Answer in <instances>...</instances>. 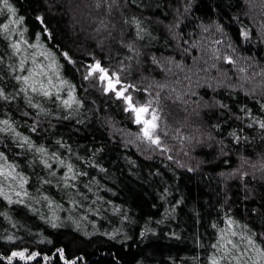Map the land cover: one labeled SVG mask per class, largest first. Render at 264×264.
Returning a JSON list of instances; mask_svg holds the SVG:
<instances>
[{"label": "trees", "instance_id": "1", "mask_svg": "<svg viewBox=\"0 0 264 264\" xmlns=\"http://www.w3.org/2000/svg\"><path fill=\"white\" fill-rule=\"evenodd\" d=\"M248 1L252 0H10L18 14L26 18V38L42 32L37 17L45 16L56 37L49 46H57L54 51L58 56L59 49L69 51L77 61L73 65L61 57L60 71L63 79L75 85V95L84 104L74 105L70 117L57 118L35 115L37 110L28 107L23 97L12 102L0 100V120H15L19 132L67 156L57 143L62 138L72 146L71 159L77 172L87 175L77 181L78 192L83 194L78 195L63 187L59 175L53 178L38 161L30 163L33 153L19 147V138L0 132V151L29 177L25 185L29 196L22 198L37 209L15 203V195L13 203L0 197V253L8 255L13 248H28L51 255L56 247L63 246L69 256L82 254L83 264H212L213 254L220 255L214 245L222 239L221 230L229 238L233 228L228 217L238 222L234 225L236 232L248 233L251 229L256 233L254 238L264 243V236H260L264 233V129L242 111L246 106L256 118H264V87L236 86L242 68L251 82L259 80L256 74L264 71V44L260 26L255 24L257 20L264 22V0H257L262 14L257 20L249 12ZM133 17L145 30L142 38L135 35ZM4 19L0 16V22ZM245 29L251 32L247 39L242 35ZM209 38L213 39L215 56L208 57ZM129 43L136 51L127 47ZM228 50L241 66L231 63L227 69L218 70L221 74L214 68L210 73L213 82L225 73L235 86L208 81L190 89L187 79L182 80L189 77L190 70L199 76L207 66H219ZM0 55L16 62L2 39ZM153 56L161 63L168 58L179 63L180 59L183 66L175 64L174 73H168L170 66L158 67ZM95 59L110 69H119L122 79L138 86V91L132 92L137 102L156 98L164 112L172 108L170 116L168 111L163 115L169 125L161 130L167 139L177 142L170 151L143 154L138 143L131 141L133 131L139 128L124 110L123 102L102 91L96 78H83L85 62ZM0 73L7 76L0 79V84L10 92L18 90L19 83L2 63ZM162 84L175 90L188 87L191 94L184 96L187 103L156 95L152 87ZM145 88L148 92L143 91ZM68 94L65 84L61 95L67 98ZM194 104L200 108L193 111ZM45 106L50 112H59L60 117L68 115V109L52 103ZM34 125L38 127L35 133L30 130ZM233 132L241 137L239 142L230 135ZM40 178L54 179L61 187L57 188L55 182L40 183ZM0 181H6V177H0ZM44 194L63 204L57 209L60 227L54 228L41 218L50 217L56 207H49L42 198ZM69 197L79 200L83 207L72 209ZM117 206L120 211L114 212ZM69 214L80 222L79 229L68 219ZM145 228L154 231L144 232ZM113 231L115 239L104 234ZM9 235L17 239L8 241ZM230 239L240 242L239 236ZM0 264L8 261L0 256ZM13 264L45 262L37 257ZM48 264L63 261L54 258Z\"/></svg>", "mask_w": 264, "mask_h": 264}, {"label": "snow or ice", "instance_id": "2", "mask_svg": "<svg viewBox=\"0 0 264 264\" xmlns=\"http://www.w3.org/2000/svg\"><path fill=\"white\" fill-rule=\"evenodd\" d=\"M101 5L98 3L97 7ZM111 9L112 5H108ZM0 16H4L3 22H0V39L5 42L6 48H10L14 53L16 59L15 63L9 62L5 56L0 55V63L4 64L8 69V74L11 75L12 79L19 83L18 90L10 92L6 86L0 84V100L5 102L16 101L18 98L23 97L27 106L36 109L35 115H53L57 118H68L72 115L74 111V105L76 107H81L84 104L82 99H79L75 95V85L66 81L61 76L60 58L63 57L65 62L75 65L76 60L72 58L69 51L59 49V56L57 55L56 45L49 46L50 41L55 40V32L52 28L48 26V22L44 15H39L37 17L41 27L42 32L33 33L31 39L26 38L27 27L24 25L25 16L19 15L17 7L15 4L10 2V0H0ZM136 25L137 37H141V33L145 31L141 28L140 20L135 17L132 18ZM242 35L247 39L251 36L249 29H245ZM142 38V37H141ZM32 40L35 42L33 43ZM123 43V41H121ZM128 48L136 51L133 43L127 45ZM230 47V45H229ZM28 49H34L35 51L29 53ZM219 53V49H217ZM41 57L42 59H38ZM223 59L230 63H235V60L231 55L225 54ZM153 62L160 68H164L165 65L161 63L155 56L152 57ZM166 62L176 63L174 58H168ZM183 61L181 60L177 67H182ZM123 67V66H122ZM168 70V69H166ZM54 78H56L54 80ZM84 80H90L92 78L98 79L100 85L102 86V91L106 93H111L115 97L119 98L124 104V110L129 112L130 118L134 123L140 125V131L137 136L140 140H147L150 144H155L159 147H164L162 142V136L160 134L161 128V118L163 115V108L160 106L158 99L153 98L146 100L144 102H137L133 95V91H138V86L135 83L122 79V74L119 69H110L102 63L101 60L95 59L85 62V72L83 76ZM0 79H7V76L0 73ZM185 79H188L185 77ZM67 84L69 89V94L67 98L61 95L62 86ZM211 87V84L208 85ZM161 88H166L168 85L162 84ZM144 92H148V89H143ZM180 94H177L179 97ZM39 102H38V99ZM58 102V103H57ZM47 103H52L58 108L68 109L67 117H60L59 112H50L49 108L45 105ZM223 108H228L227 104L223 101H217ZM244 116L252 118L256 125L261 129H264V118H256L250 109L246 106L242 109ZM25 115L31 117L32 112H26ZM216 127H219L217 124ZM31 132L35 133L38 130L37 126L31 127ZM0 132L7 133L13 136V138H19L22 143L19 147L22 149L30 150L33 156L30 163L39 162L44 168L48 169V175L55 178L59 175L62 185L66 189H71L77 191L78 195H83L78 192L79 177L82 175H87V173L81 171L77 172L76 165L72 162L71 154L73 152L72 146L67 144L61 138L57 143L60 147L65 150L68 155H62L59 150H50L44 144H37L28 135L17 130V124L15 120L11 118H5L0 120ZM237 142L241 139L239 135L235 132L230 133ZM244 139H247L244 137ZM80 159H83L82 157ZM54 165L58 167H54ZM66 169L60 171V169ZM19 165L13 161H8L7 154L0 151V177H6V181H0V197H3L9 203H13V195L17 197L15 203L21 205H27L32 211H37L33 208L30 203H27L22 197H28L29 192L25 185L28 183L29 177L23 171H19ZM247 175V173H245ZM18 182V183H17ZM54 179H43L40 178V183L52 184ZM57 188L61 187L60 182H55ZM19 189V191H17ZM43 200L46 201L50 208H52V214L50 217H41L42 219H47L48 223L52 227L61 226V217L57 214V209H62L63 204H59L52 199L47 194L43 195ZM86 198V197H85ZM37 203L39 199L33 197ZM69 204L72 209H76L79 205L81 208L83 205L80 201L74 197H69ZM94 209L89 208V211ZM114 212H119L120 207H114L112 209ZM255 211V210H254ZM100 215L99 212L96 213ZM7 215V213H5ZM86 218V217H85ZM69 220H73L77 228L81 227L79 221H75L74 217L69 214ZM124 219H128L127 216ZM228 223L233 225V228L229 230V238L224 237V230H221V240L214 245L219 251L220 255L217 256L215 253L212 256V264H264V243H260L256 236V233L249 230L248 233L243 231H235V222L232 217H228ZM95 223V221H93ZM245 228L248 226L245 225ZM154 231V229L145 228L144 232ZM144 232L141 235H144ZM106 236H111L113 239L116 238V232L111 233L105 232ZM88 235V233H85ZM231 236H239L240 242L236 243L230 239ZM260 236H264L261 233ZM8 241H13L17 239L15 236H7ZM45 239H47L45 237ZM51 242V241H49ZM231 245V246H229ZM246 245V246H245ZM3 259L8 261V264H13L14 261H35L37 257H42L45 264H48L52 259H57L63 261V264H83V255H72L69 256L66 249L63 246L56 247L55 250L49 255L48 253H42L38 250H30L28 248H13L8 255H3Z\"/></svg>", "mask_w": 264, "mask_h": 264}, {"label": "rangeland", "instance_id": "3", "mask_svg": "<svg viewBox=\"0 0 264 264\" xmlns=\"http://www.w3.org/2000/svg\"><path fill=\"white\" fill-rule=\"evenodd\" d=\"M248 3H249V12H250V14H253V18H256V20L257 19H259V16H261L262 14H261V12H260V8H259V6L257 5V0L255 1V0H252V1H248ZM262 16H264V14L262 15ZM255 24L256 25H258V26H260L259 28V30H260V36L262 37V41H263V44H264V22H263V24L261 23V20H257V21H255ZM212 40L213 39H210L209 38V40L207 41L208 42V46H210V47H208V48H211V49H208L207 51H208V57L209 56H215V53H214V51L212 50L213 49V42H212ZM227 55H231L232 57H233V59L235 60V63H234V66H236L237 68L238 67H240L241 65H239V63H241V62H239L238 60H236L235 58H234V53H233V51L231 50H228V53H227ZM225 60V59H224ZM223 59H220V65L218 66L217 65V67H216V65H209V66H207L206 68H205V70H204V72H203V74H201V75H199L198 76V73H196L194 70H190L189 71V77H188V79H187V85H188V87L190 88V89H192V88H199V86H201V85H203V83L204 82H213V79H212V73H210L211 72V70L214 68L217 72V74L218 73H220L221 74V72H218V70L219 69H221V71L222 70H225V69H227V65H229V64H231L230 62L229 63H227V61L225 62ZM167 60H164V62H162L166 67L169 65L170 67L168 68L169 70H168V73H174V72H172L173 70L172 69H174V66H175V64H179V63H171V62H166ZM181 60L179 59V62H180ZM257 66H259V65H257ZM166 67H164V68H166ZM256 67V66H255ZM163 68V69H164ZM180 68V67H179ZM244 68H242V70L240 71V76H239V82L236 84V86H238V87H240L241 89H243L245 86H251L252 85V87L255 89H261L262 87H264V71H261L263 74L262 75H260L261 74V72L259 73V74H256V76H258L257 78L259 79V80H257V79H255L254 81H250V78H249V76L247 77V75H246V73H245V71L243 70ZM239 70V69H238ZM177 72V71H176ZM175 74H179V73H175ZM179 75H182L181 73L179 74ZM224 76V77H223ZM183 81H185L186 79L183 77V79H182ZM95 81H97V82H99L98 81V79H95ZM214 82H216V84H219V85H225L226 87H229L230 88V86H235L234 84L232 85V83H229L228 82V77L227 76H225V73H223L222 75H220L219 76V78H218V81H214ZM213 82V83H214ZM100 84V83H99ZM188 87H186V89L184 90L183 88H181V89H179V90H175V89H172L173 87H171V86H168V87H166L165 89H162V88H160V87H152L153 89H155V90H157V93H156V95H159V96H161V97H171V98H175L176 100H180V101H184V99H185V97H187L186 96V94H191V92H190V90H188L189 88ZM188 88V89H187ZM180 94V96L179 97H177V94ZM185 96V97H184ZM173 100V99H172ZM185 102V101H184ZM183 102V103H184ZM185 103H187V102H185ZM196 104V103H195ZM194 104V105H195ZM185 105V104H184ZM193 105V104H192ZM195 108L193 109V111H195V110H198L199 108H200V106H199V104L198 105H195L194 106ZM164 110V109H163ZM171 110H172V108H170V111L169 110H167L168 111V114L167 115H171L170 114V112H171ZM167 111L165 110V112L163 111V115L164 114H166L167 113ZM188 111V109H186V112ZM192 111V110H191ZM163 115H162V118H161V128H160V134H161V136H162V142H163V145H164V147H159V146H157V145H155V144H150L147 140H140L139 138H138V136H137V133L140 131V125H137L136 123H135V126H136V128H137V126H138V130H134L133 132V136L131 135V141H133V143H138V145H139V148L142 150L141 152L143 153V154H153V155H155V151H158V152H168V151H170L171 150V148H172V144H174V143H177V142H174V141H172L171 139H167L168 137H166V135H164L163 133H162V131L161 130H163L167 125H169L168 123H167V120H163ZM166 131H167V129H166ZM134 138V139H133ZM170 138H172L173 139V137H170ZM135 141V142H134ZM136 143H135V145H136Z\"/></svg>", "mask_w": 264, "mask_h": 264}]
</instances>
